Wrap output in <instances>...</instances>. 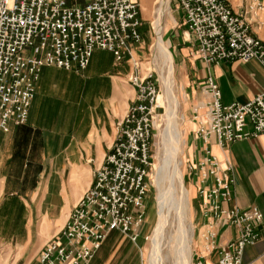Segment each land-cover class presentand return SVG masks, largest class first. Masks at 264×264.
<instances>
[{
    "label": "built area",
    "instance_id": "built-area-1",
    "mask_svg": "<svg viewBox=\"0 0 264 264\" xmlns=\"http://www.w3.org/2000/svg\"><path fill=\"white\" fill-rule=\"evenodd\" d=\"M156 2V0L154 1ZM194 42L192 55L213 64L257 60L264 67V41L255 35L248 9L235 10L227 0H175ZM139 0H0V133L24 124L43 67L83 70L95 49L109 51L116 62L141 40ZM29 50L28 53L26 51ZM134 69H138L133 62ZM135 96L116 123V136L92 182L71 209L58 237L39 254L40 264H90L107 235L117 231L136 241L145 221L149 192L151 143L159 87L151 70L131 73ZM207 96L192 108L195 137L219 145L264 134V90L245 103H221L216 82L208 76ZM207 156L198 170V194L204 215L234 224L237 236L217 251V264H242L247 245L259 239L261 211L220 207L234 183L229 165ZM212 234V233H211Z\"/></svg>",
    "mask_w": 264,
    "mask_h": 264
},
{
    "label": "crops",
    "instance_id": "crops-1",
    "mask_svg": "<svg viewBox=\"0 0 264 264\" xmlns=\"http://www.w3.org/2000/svg\"><path fill=\"white\" fill-rule=\"evenodd\" d=\"M227 1L235 10L253 6V31L264 41V0ZM257 3L260 8L255 10ZM173 14L171 35L178 48L180 82L191 102L184 163L195 199L194 264H217L218 249L238 234L234 224L203 213L200 175L189 167L208 155L206 149L221 166L229 165L234 177L231 196L219 198L220 207L256 206L261 211L259 239L245 246L242 264H264V134L224 145L211 136L206 145L195 137L192 119V108L207 96L203 84L208 76L218 85L222 104L245 103L264 90V67L257 60L209 64L193 56L194 42L183 13L176 7ZM95 50L87 67L78 72L43 67L27 121L10 124L8 132L0 133V264H40L41 250L58 237L74 204L90 186L94 169L113 144L116 121L134 99L135 89L124 78L134 71L132 67L123 71L122 65L130 63L128 56L115 62L109 51L102 49L104 54L96 57ZM146 229L145 223L136 241L110 232L90 264H137Z\"/></svg>",
    "mask_w": 264,
    "mask_h": 264
},
{
    "label": "rangeland",
    "instance_id": "rangeland-1",
    "mask_svg": "<svg viewBox=\"0 0 264 264\" xmlns=\"http://www.w3.org/2000/svg\"><path fill=\"white\" fill-rule=\"evenodd\" d=\"M75 1L84 3L85 0H67L68 5H73ZM155 0H139L140 2V13L142 18V26L140 28V32L142 35L141 42L135 46L133 54V59L128 58V62L123 63V71H125V67H132L133 71H138L140 75H144L148 70H151L152 77L156 80L159 93H162V82L159 76V69L162 64L160 63L159 53L156 49L155 43V28L153 21L155 20L157 14L156 9L160 6L158 2H154ZM158 6V7H157ZM256 8H260V5L255 4ZM176 9L175 0H168V11L162 18V39L168 50L171 52L173 57V71H172V83L174 87V93L179 101V108L177 112V125L180 131V140H179V152L178 158L182 161L181 171L182 178L185 188L188 191V219L187 222H190L193 226V239H192V248H190L186 243V237L184 235L183 229L180 225L177 224V215L176 209L177 204L176 201L178 199V193L175 188V180L174 177L171 176L170 184H172L173 192H174V201L168 207V226H166L165 236L160 242V250L159 253L163 257V255H167L163 260V264H179V261L182 260L184 264H194L193 252L195 248V238H196V226H195V216H194V208H195V199L193 195V191L191 188V183L187 181V174L185 172V163H184V150L185 146L189 139V128L190 125L188 123V113L190 109V100L187 99V92L185 90V86H183L180 82V74H179V63L177 61L178 48L175 46L176 40L171 35L175 30V28H171L175 24L173 11ZM155 10V11H154ZM253 9L250 12V16L252 15ZM156 15V16H155ZM154 19V20H153ZM253 28V26H252ZM171 35V36H170ZM102 49H96L98 53L95 55H103ZM29 50L26 51L28 53ZM108 52V51H105ZM106 56H109L108 53H105ZM156 60V63H154ZM159 60V61H158ZM115 61V60H114ZM116 62V61H115ZM133 62H136L138 65V69H134ZM159 63V64H158ZM130 71V70H129ZM131 75L124 76V78H128ZM158 105V104H157ZM180 115H183L180 118ZM167 113H166V105L159 106L156 108V118L154 123V135L151 143V169L149 172L148 180H149V192L146 198L145 204V221L144 224H147V233L144 236V239L141 241V254L138 255L137 264H150L151 261V239L152 233L159 221L160 212L157 207L156 200V191H157V177L162 176L163 178V186H167L168 180L166 178L169 175L172 168L170 165L165 164L166 153L168 152V139L166 133L167 127ZM118 121V120H117ZM116 121V123H117ZM116 126V124H115ZM180 156V157H179ZM156 164V165H155ZM165 164V165H164ZM155 168H157L155 170ZM170 170V171H169ZM156 171L159 173L157 174ZM163 174V175H162ZM165 177V179H164ZM156 180H155V179ZM166 183H165V182ZM156 182V183H155ZM170 226V227H169ZM168 232V233H167ZM174 234L173 238L170 239L169 235ZM3 250L2 244H0V251Z\"/></svg>",
    "mask_w": 264,
    "mask_h": 264
},
{
    "label": "bare ground",
    "instance_id": "bare-ground-1",
    "mask_svg": "<svg viewBox=\"0 0 264 264\" xmlns=\"http://www.w3.org/2000/svg\"><path fill=\"white\" fill-rule=\"evenodd\" d=\"M156 2H158L160 6L159 7L157 6L158 7L156 9L157 16L155 15L156 18L155 20L153 19L155 36H156L154 45L156 46V49L159 53L158 58L160 59V63L162 64L161 68L159 69L160 70L159 76L162 82V93H158L157 95V104L159 106L166 105V113L168 116L166 135L169 145H168V152L166 153L167 155L166 160L164 163L170 165V168L172 169L171 171L169 170L170 173L169 175L166 176L168 180L167 186H163L162 176L158 175L157 177L156 200H157V207L160 212V218L152 233L150 264H163V260L164 258L167 257V255H163L162 257L161 254L159 253V250H160V242L165 236V231L167 229L166 226H168L169 223L168 207L174 201V192H173L174 190L171 186L172 184L169 183L171 176L174 177L175 180L174 189H176L178 193V199L176 201L177 224L180 225L181 228L183 229L184 235L186 237V243L190 248H192L191 243L193 239V226L190 222H187L188 203H187V196L185 193V187L182 178V171L180 168L182 162L178 158L179 140L181 135L176 121L177 112L179 108V101L174 93V87L172 83L173 57L162 39V18L168 11V0H156ZM154 63L157 64L156 60H154ZM156 169L157 168H155V170ZM156 173L159 174L157 171ZM174 234L175 233L169 235L170 239L173 238ZM179 264H184V263L182 260H180Z\"/></svg>",
    "mask_w": 264,
    "mask_h": 264
}]
</instances>
